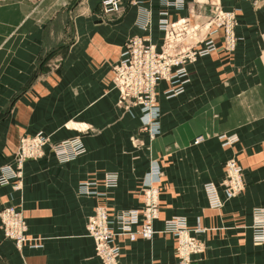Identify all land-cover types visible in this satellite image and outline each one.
<instances>
[{"label": "crops", "instance_id": "obj_1", "mask_svg": "<svg viewBox=\"0 0 264 264\" xmlns=\"http://www.w3.org/2000/svg\"><path fill=\"white\" fill-rule=\"evenodd\" d=\"M125 3L123 13L106 14L101 0H0V167L19 165L23 134L48 136L44 153L21 163L20 186L0 185V210L21 207L28 235L42 244L19 249L0 219V264H102L87 232L88 215L97 204L113 213L141 207L151 160L163 170L158 231L153 239L121 236V264L174 262V238L162 230L173 215L206 228V248L193 264H264V243L253 240L250 227L253 207L264 206V0H187L182 9L170 7L172 18H187L181 46H199L218 9L236 10L239 40L226 49L220 28L213 34L220 48L189 63L186 90L171 98L160 94L162 131L155 138L142 129L138 107L119 105L111 70L125 40L147 33L138 24L141 7L151 10L150 31L161 39L162 5ZM165 86L162 81L159 89ZM222 132L240 138L223 146ZM75 135L87 150L60 162L52 143ZM199 135L204 140L194 143ZM232 156L247 185L231 198L220 186L225 204L210 208L203 183L221 182ZM109 170L120 178L106 197L77 191L80 180L102 183Z\"/></svg>", "mask_w": 264, "mask_h": 264}, {"label": "built area", "instance_id": "obj_2", "mask_svg": "<svg viewBox=\"0 0 264 264\" xmlns=\"http://www.w3.org/2000/svg\"><path fill=\"white\" fill-rule=\"evenodd\" d=\"M139 0H130L138 3ZM162 7L159 11L157 27L162 32L159 41L151 33V10L141 7L142 15L138 24L147 30L144 34L129 36L112 65V81L119 91V105L132 111L138 107L141 112L142 129L150 138H155L162 131V108L160 94L171 98L183 93L191 80L189 63L197 58L217 51L220 46L213 34L223 28L224 47L233 49L238 43L234 28L236 19L235 9H218L212 17V27L209 34L202 39L199 46L185 43L187 18L174 19L170 7L182 9L187 6V0H160ZM103 12L106 14L123 13L126 8L125 0H101ZM144 13V15H143ZM162 81L166 86L160 90ZM218 138L223 146H229L239 140L237 132H222ZM205 138L199 135L194 142L199 143ZM48 136L43 131L34 134L25 133L20 137L17 150L19 162L28 157H39L44 153V145ZM87 150L81 135L63 138L52 143V152L62 163L73 160ZM12 164L0 167V184L14 183L20 186L19 169ZM226 173L221 182L208 180L203 183V189L208 206L219 209L224 205L220 186H223L227 197H233L244 188V171L237 158L232 156L226 161ZM120 174L109 170L104 175L102 183L96 180L83 179L78 182L77 191L93 197L104 198L108 188L119 183ZM162 175L157 160H151L150 168L145 175L141 190V207L123 208L113 213L105 204H97L88 215L86 228L93 238L97 255L102 264H121V236L129 240L138 237L153 239L157 233L155 221L160 216V183ZM1 227L6 236L14 239L18 245L25 242L30 246L42 243L28 235V225L22 208L9 204L0 210ZM252 234L255 242H264V206H255L252 210ZM164 232L174 238L175 261L169 264H193L194 257L206 248V240L202 237L206 228L201 225L192 226L187 216L173 215L164 220Z\"/></svg>", "mask_w": 264, "mask_h": 264}, {"label": "bare ground", "instance_id": "obj_3", "mask_svg": "<svg viewBox=\"0 0 264 264\" xmlns=\"http://www.w3.org/2000/svg\"><path fill=\"white\" fill-rule=\"evenodd\" d=\"M182 18H186V17H182ZM152 19V18H151ZM179 19V18H178ZM151 24H152V22H151ZM115 87V86H114ZM204 140V139H203ZM201 142V141H200ZM20 143V142H19ZM195 143V142H194ZM19 148V147H18ZM18 150V149H17ZM17 155V154H16ZM19 163H21V162H19V160H18V155H17V164H19ZM21 171V170H20ZM20 177H21V174H20ZM8 184H13L14 185V183H8ZM8 184H5V185H8ZM1 185V184H0ZM15 186V185H14ZM225 193V192H224ZM225 196H226V198H231V197H227V195H226V193H225ZM225 199H224V204H225ZM223 207V206H222ZM221 207V208H222ZM21 208V207H20ZM220 209V208H219ZM252 225V224H251ZM251 228H252V226H250ZM252 232H253V230H252ZM28 233V232H27ZM30 237V236H29ZM11 238V237H10ZM11 239H13V238H11ZM14 240V239H13ZM254 240V239H253ZM256 243H258V242H256ZM262 243H264V242H262ZM25 244H26V242L23 244V245H18V244H16V246L19 248V249H22L24 246H25Z\"/></svg>", "mask_w": 264, "mask_h": 264}, {"label": "rangeland", "instance_id": "obj_4", "mask_svg": "<svg viewBox=\"0 0 264 264\" xmlns=\"http://www.w3.org/2000/svg\"><path fill=\"white\" fill-rule=\"evenodd\" d=\"M58 63L61 61V58H58L57 60H56ZM142 126V125H141ZM143 141L144 140H142V141H138V142H141V143H139V144H141V145H143L144 143H143ZM137 142V143H138ZM160 167V171H161V175L163 176V170H162V167L161 166H159ZM161 184V183H160ZM247 185V182H246V180H245V182H244V188H245V186Z\"/></svg>", "mask_w": 264, "mask_h": 264}]
</instances>
